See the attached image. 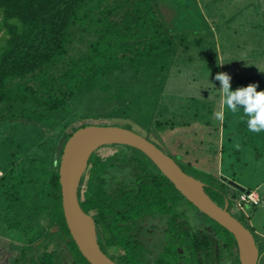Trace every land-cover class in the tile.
<instances>
[{
  "label": "trees",
  "instance_id": "trees-1",
  "mask_svg": "<svg viewBox=\"0 0 264 264\" xmlns=\"http://www.w3.org/2000/svg\"><path fill=\"white\" fill-rule=\"evenodd\" d=\"M159 2L0 0V127L22 122L35 129V141H39V128H48L55 114L69 105L81 106L84 112L98 109L96 120L131 119L134 106L152 95V105L157 106L173 61L190 45L187 32L172 30ZM51 125L55 128L61 122ZM85 125L72 128L66 138ZM162 125L157 122L156 128ZM43 132L42 142L34 143V148L28 144L20 159L16 153L22 140L3 141V147L9 145L12 162L0 175V224L7 232L36 237L13 249L20 264H89L73 241L63 212L62 151L54 165L53 154L49 156L54 135L45 137ZM108 148L120 151L92 154L78 190L80 206L93 218L106 255L108 248H118L119 257L110 258L119 264H174L179 237V245L191 255L229 253L240 264L232 234L188 202L142 152L124 145L104 147ZM35 149L43 151L40 157L35 155L37 159L28 156ZM219 179L213 178L205 192L220 207L228 203L229 211L230 198L235 201L236 197ZM235 210L239 216L232 215L249 229L237 202ZM192 214L199 225L191 224ZM153 222L162 225L167 241L151 262L140 236ZM253 235L263 256L264 238Z\"/></svg>",
  "mask_w": 264,
  "mask_h": 264
},
{
  "label": "rangeland",
  "instance_id": "rangeland-1",
  "mask_svg": "<svg viewBox=\"0 0 264 264\" xmlns=\"http://www.w3.org/2000/svg\"><path fill=\"white\" fill-rule=\"evenodd\" d=\"M159 1L160 11L172 30L180 34L187 32L190 45L173 61L175 65L167 76L163 99L154 107L153 95L145 103L135 104V118L128 120L151 134L165 154L206 186L213 178L224 176L258 194L259 204L250 206L241 203V193L230 187L229 191L234 192L236 199L230 198L229 211L239 216L235 210L237 202V210L245 213L250 231L258 240L264 238V131L249 130L243 109L233 113L226 108L220 82L215 79L218 72L225 71L230 76L236 75L231 77L233 90L252 83L259 85L257 91L264 90V0ZM194 40H200V45ZM245 78L250 80L245 81ZM239 80L244 83L238 85ZM80 107L69 105L55 114L48 128H39V141H35V129L22 122L0 127V175L12 162L9 145L3 147V141L9 138L17 142L22 140L21 149H15L16 159H20L28 144L34 148V143L41 141L42 131L45 137L54 135V150L49 156L53 154L55 165L68 140L66 134L86 121L96 120L101 112L98 109L84 112ZM217 113L221 115L218 117ZM60 122L67 127H51ZM157 122L163 125L156 128ZM102 148V155L120 151V148ZM38 153L43 151H30L28 156L37 159ZM189 220L191 224L199 225L196 214ZM0 236L16 243H27L36 238L9 233L3 224H0ZM260 245L263 246L262 241ZM109 253L114 257L121 254L117 249H109ZM258 264H264V254Z\"/></svg>",
  "mask_w": 264,
  "mask_h": 264
},
{
  "label": "water",
  "instance_id": "water-1",
  "mask_svg": "<svg viewBox=\"0 0 264 264\" xmlns=\"http://www.w3.org/2000/svg\"><path fill=\"white\" fill-rule=\"evenodd\" d=\"M65 143L59 165L62 207L67 226L81 255L89 264H116L101 249L91 215L79 203L78 190L95 152L109 145H124L142 152L199 212L219 224L235 239L240 264H258L260 254L253 233L205 192V184L185 173L161 149L147 131L128 119L86 121ZM129 127V128H126ZM221 180L240 193L250 194L244 186L221 176ZM88 221L89 227L84 223Z\"/></svg>",
  "mask_w": 264,
  "mask_h": 264
},
{
  "label": "flooded vegetation",
  "instance_id": "flooded-vegetation-1",
  "mask_svg": "<svg viewBox=\"0 0 264 264\" xmlns=\"http://www.w3.org/2000/svg\"><path fill=\"white\" fill-rule=\"evenodd\" d=\"M162 229H164L162 228V225L158 226L155 222H153L149 225V228L145 231L146 234L140 236V238L144 240V246L145 249L147 250L145 252L146 259L151 262H153L154 257L157 255L159 250L162 249V247H164V244L167 241L166 239L167 237H165L162 234L163 231ZM9 233H13V232H9ZM176 239L177 240L175 241V246L177 249V257L174 264H236L235 262L232 261V257L229 256V253L227 255L226 253L219 255L215 252L214 254L211 255V253L208 251H200V252L192 253L191 255L189 251L185 250L182 245H179L180 238L176 237ZM13 241L14 240H9L7 238H4L3 236H0V264H20V261L16 262V260L19 259V255L14 250L16 249V247H23V245H27L30 242L16 243ZM211 247H216V245H212ZM109 249H117L118 251H120L118 248H108V253H109ZM64 255H65V262L67 263V249L65 246H64ZM110 256L112 255H109L108 257ZM117 257H119V255L115 256V258ZM115 263L119 264L118 262Z\"/></svg>",
  "mask_w": 264,
  "mask_h": 264
},
{
  "label": "clouds",
  "instance_id": "clouds-1",
  "mask_svg": "<svg viewBox=\"0 0 264 264\" xmlns=\"http://www.w3.org/2000/svg\"><path fill=\"white\" fill-rule=\"evenodd\" d=\"M215 79L220 82L223 104L226 108L233 113L243 109L249 130L257 133L264 131V90L257 91L259 85L256 83L233 90L231 87L232 78L227 72H218ZM220 115L217 113L218 117Z\"/></svg>",
  "mask_w": 264,
  "mask_h": 264
},
{
  "label": "built area",
  "instance_id": "built-area-1",
  "mask_svg": "<svg viewBox=\"0 0 264 264\" xmlns=\"http://www.w3.org/2000/svg\"><path fill=\"white\" fill-rule=\"evenodd\" d=\"M240 202L244 204H253L258 205L259 204V197L257 194H241Z\"/></svg>",
  "mask_w": 264,
  "mask_h": 264
},
{
  "label": "bare ground",
  "instance_id": "bare-ground-1",
  "mask_svg": "<svg viewBox=\"0 0 264 264\" xmlns=\"http://www.w3.org/2000/svg\"><path fill=\"white\" fill-rule=\"evenodd\" d=\"M84 223L87 225V227H89L88 221H86V220H85V222H84Z\"/></svg>",
  "mask_w": 264,
  "mask_h": 264
}]
</instances>
